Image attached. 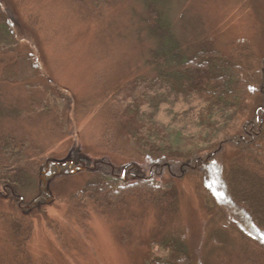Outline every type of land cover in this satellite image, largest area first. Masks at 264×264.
<instances>
[{"label":"rangeland","instance_id":"1","mask_svg":"<svg viewBox=\"0 0 264 264\" xmlns=\"http://www.w3.org/2000/svg\"><path fill=\"white\" fill-rule=\"evenodd\" d=\"M149 2L110 0L96 7L95 0H6L21 36L12 52H0L1 168L11 159L12 169L28 181L23 193L29 202L41 185L32 160L79 158L69 164L70 173L48 182L49 197L40 206H15L0 190V264L11 249L7 226L14 220L31 224L28 250L51 264H147L162 250L163 239L173 236L187 244L193 264H246L249 243L240 236L245 231L228 200L214 194L219 157L198 165L196 176L182 166V176L175 178L164 168L168 162L146 166L140 144L157 139L178 153H207L256 113L253 86L244 88L241 99L252 108L238 114L193 98L159 75L153 52L162 41L147 24ZM154 7L187 56L212 39L232 61L260 70L264 0H154ZM13 137L24 139L25 150L18 147L11 157L2 142ZM222 153L225 158L227 151ZM82 159L121 169L135 164L159 183L169 182L177 196L175 223L135 194L111 208L86 199L74 210L72 196L91 176Z\"/></svg>","mask_w":264,"mask_h":264},{"label":"trees","instance_id":"2","mask_svg":"<svg viewBox=\"0 0 264 264\" xmlns=\"http://www.w3.org/2000/svg\"><path fill=\"white\" fill-rule=\"evenodd\" d=\"M109 1L95 0V6H105ZM147 16L148 26L162 41L160 48L153 52L154 68L159 75L164 74V78L170 83L173 82L177 88L184 87L193 98L216 107L228 106L240 114L250 106L241 102L244 88L253 86L250 87L251 91L259 103L256 113L247 119L235 134L225 136L210 146L207 153H198L194 150L178 153L168 143L163 144L157 139L155 141L143 139L140 146L149 158L146 166L150 165L153 169L159 163L168 162L169 166L163 164L162 166L165 170L168 168L175 178L182 176V166L186 167L190 175L196 176L198 165L208 166L207 158L213 162V158L219 157L214 177L218 183V185L215 183V197L228 200L232 215L245 231L240 233V236H246L245 243H249L244 247L245 263L264 264V58L259 64L260 70L255 69L252 64L240 65L232 61L229 54L214 48L212 39L200 42L197 49L187 56L182 45L180 46L166 29L165 23L155 10L154 0L148 3ZM14 17L6 0H0V52H12L19 41L21 36L19 24ZM243 44L245 42H238V45ZM2 143L4 149L11 150H6L7 156L13 157L10 152L18 147L25 150L24 139L19 141L13 137L10 141L5 139ZM33 150L39 151V148L35 147ZM225 150L227 155L223 158L221 155ZM28 153L26 149L25 156L30 158ZM30 156L32 158L31 153ZM72 156L71 160L67 161L49 157L40 158L38 162L31 161L30 167L35 170L32 172L30 169L28 172H32L34 176L38 173L41 185L37 196L29 202L24 201L23 193L28 181L23 178L22 173L19 175V171L12 169L11 159L6 160L7 166L1 168L0 164V190L7 192L4 197H10L15 206L19 204L27 205L29 208L40 206L45 203L44 199L49 197L48 182L58 173H70L69 164H73L79 158L76 154ZM82 160V165L91 176L82 190L72 196L75 201L74 210L80 211L86 199H90L100 209L111 208L113 202L121 203L125 198L135 194L134 196L143 202L157 206L165 221L175 223L178 216L177 196L174 186L169 182L159 183L153 179L154 176L150 177L144 171L146 168H139L135 164L129 163L121 169L101 160L93 163ZM186 162H189L188 166ZM143 164L145 165V162ZM25 172L28 173L27 170ZM205 196L213 210L215 207L213 196L211 193ZM7 229L11 249L5 264H51L44 258L34 257L28 250L32 233L30 223L14 220L8 223ZM159 246L162 250L158 255L150 257L147 264H193L191 251L180 238L166 237Z\"/></svg>","mask_w":264,"mask_h":264}]
</instances>
